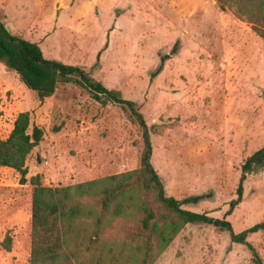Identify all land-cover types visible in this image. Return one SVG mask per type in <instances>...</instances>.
<instances>
[{"label": "rangeland", "instance_id": "obj_1", "mask_svg": "<svg viewBox=\"0 0 264 264\" xmlns=\"http://www.w3.org/2000/svg\"><path fill=\"white\" fill-rule=\"evenodd\" d=\"M0 18L47 58L83 67L135 101L148 125L162 126L151 136L152 162L167 194L203 196L184 208L225 217L242 165L264 146L261 23L221 10L217 0H0ZM163 55L170 58L152 80ZM22 112L44 138L26 163L25 184L20 172L0 170V264H31L32 178L39 176L44 187L105 179L139 170L143 150L139 125L120 105L102 104L74 83L61 84L40 103L0 64V140ZM143 196L155 204L153 195ZM141 218L116 220L103 238L147 239ZM227 218L237 233L264 222V169L249 175L243 202ZM8 237L10 249L3 246ZM249 241L264 264V231ZM153 264L254 262L227 232L188 224Z\"/></svg>", "mask_w": 264, "mask_h": 264}, {"label": "trees", "instance_id": "obj_2", "mask_svg": "<svg viewBox=\"0 0 264 264\" xmlns=\"http://www.w3.org/2000/svg\"><path fill=\"white\" fill-rule=\"evenodd\" d=\"M217 1L221 10L233 11L255 24L261 23L256 31L264 39V0ZM108 45L107 40L95 66L100 64L101 55ZM176 49L177 45L173 54ZM169 58L170 55L161 56L160 65L151 74L152 80L162 73ZM0 64L16 73L40 103L52 97L61 84L74 83L88 90L102 104L120 105L142 132L139 170L67 187H44L39 176L32 178L35 190L31 264H153L188 224L209 225L227 232L231 243L247 247L254 264H263L249 237L264 231V222L237 233L227 217L243 202L244 184L249 175L264 169V146L242 165L237 198L230 202L224 218L190 211L184 206L200 202L203 196L178 200L167 194L152 162L151 136L161 133L162 126L148 125L135 101L125 99L120 90L109 89L83 67L47 58L38 43L13 34L1 18ZM43 138L44 131L32 125L31 114L20 113L10 135L0 140V170L12 168L20 172L21 182L25 184L28 174L26 163ZM148 194L153 195L155 206L143 196ZM137 215L142 216V227L149 233L147 239L120 241L103 238L116 220ZM11 241L8 237L3 246L10 249Z\"/></svg>", "mask_w": 264, "mask_h": 264}, {"label": "crops", "instance_id": "obj_3", "mask_svg": "<svg viewBox=\"0 0 264 264\" xmlns=\"http://www.w3.org/2000/svg\"><path fill=\"white\" fill-rule=\"evenodd\" d=\"M4 21V20H3ZM6 24V23H5ZM7 26V25H6ZM8 28V27H7ZM9 29V28H8ZM10 30V29H9ZM11 31V30H10ZM13 34H15L16 35V33H14V32H12ZM33 42V41H32Z\"/></svg>", "mask_w": 264, "mask_h": 264}, {"label": "water", "instance_id": "obj_4", "mask_svg": "<svg viewBox=\"0 0 264 264\" xmlns=\"http://www.w3.org/2000/svg\"><path fill=\"white\" fill-rule=\"evenodd\" d=\"M218 2V1H217Z\"/></svg>", "mask_w": 264, "mask_h": 264}]
</instances>
